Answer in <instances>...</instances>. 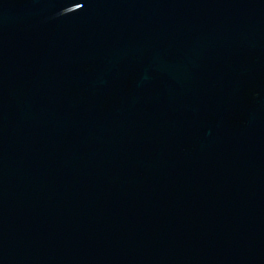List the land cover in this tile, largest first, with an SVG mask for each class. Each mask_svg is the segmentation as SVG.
<instances>
[{"label":"water","instance_id":"water-1","mask_svg":"<svg viewBox=\"0 0 264 264\" xmlns=\"http://www.w3.org/2000/svg\"><path fill=\"white\" fill-rule=\"evenodd\" d=\"M0 264H264V0H0Z\"/></svg>","mask_w":264,"mask_h":264}]
</instances>
